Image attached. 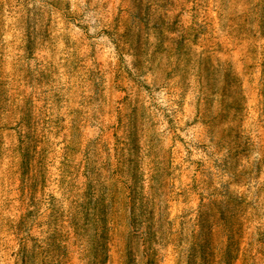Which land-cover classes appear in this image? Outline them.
<instances>
[{
  "label": "rangeland",
  "instance_id": "1",
  "mask_svg": "<svg viewBox=\"0 0 264 264\" xmlns=\"http://www.w3.org/2000/svg\"><path fill=\"white\" fill-rule=\"evenodd\" d=\"M0 264H264V0H0Z\"/></svg>",
  "mask_w": 264,
  "mask_h": 264
}]
</instances>
